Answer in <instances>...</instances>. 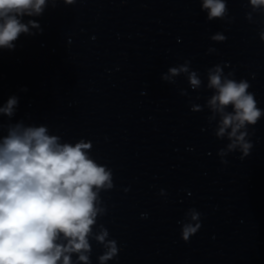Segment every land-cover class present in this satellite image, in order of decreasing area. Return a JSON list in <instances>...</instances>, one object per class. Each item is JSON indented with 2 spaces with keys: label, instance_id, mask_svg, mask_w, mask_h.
Masks as SVG:
<instances>
[{
  "label": "clouds",
  "instance_id": "9594fccd",
  "mask_svg": "<svg viewBox=\"0 0 264 264\" xmlns=\"http://www.w3.org/2000/svg\"><path fill=\"white\" fill-rule=\"evenodd\" d=\"M74 2L65 0L69 5ZM249 2L254 11L264 7V0ZM45 3L46 0H0V47H14L12 41L21 33H29V25L39 28L35 21L25 24L21 20L24 16L41 14ZM201 7L207 10L208 21L223 20L229 11L227 0H202ZM247 15L250 19L251 13ZM211 39L223 43L227 37L217 33ZM260 39L264 41V31ZM188 63L169 68L170 76L162 75L161 79L175 83L170 77L189 73ZM231 75L224 76L220 65L209 70L207 86L215 89V94L208 106L221 117L215 135L224 137L231 129L227 132L231 141L228 151L239 146L243 153L239 158L243 160L253 145L245 140L247 131L240 130L256 125L264 110L257 107L254 94L248 91L249 82L245 79L237 82L228 78ZM188 79L192 89L200 87L201 80L195 71L189 73ZM17 103L15 96L9 98L0 107V113L11 117ZM228 105L233 106L232 112H226ZM47 133L45 126L25 127L18 123L9 127L0 142V264H72V253H78V259L89 264L85 255L90 252L88 237L97 214L104 211L97 207L98 192L94 189L111 188L112 173L89 159L85 150L91 148L90 142L61 144L58 136ZM220 154L226 155L223 150ZM190 212L193 221L199 218L200 213L194 209ZM200 226L185 223L183 241L189 242ZM61 235L66 243H57ZM108 235L102 228L101 234L95 236L107 249L99 257L100 264L113 259L118 252L115 240L106 241Z\"/></svg>",
  "mask_w": 264,
  "mask_h": 264
}]
</instances>
